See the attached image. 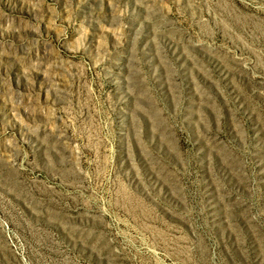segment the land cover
<instances>
[{"label": "rangeland", "instance_id": "rangeland-1", "mask_svg": "<svg viewBox=\"0 0 264 264\" xmlns=\"http://www.w3.org/2000/svg\"><path fill=\"white\" fill-rule=\"evenodd\" d=\"M0 264H264V0H0Z\"/></svg>", "mask_w": 264, "mask_h": 264}]
</instances>
